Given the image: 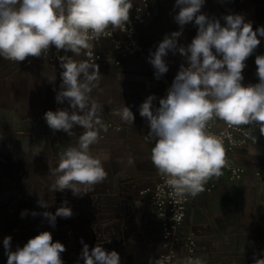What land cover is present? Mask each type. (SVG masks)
<instances>
[{
	"label": "crops",
	"instance_id": "crops-1",
	"mask_svg": "<svg viewBox=\"0 0 264 264\" xmlns=\"http://www.w3.org/2000/svg\"><path fill=\"white\" fill-rule=\"evenodd\" d=\"M174 4L175 0H149L152 17L138 27L142 50L122 59L119 66L108 39L94 44L90 62L99 66L101 79L91 97L100 106V117L108 131L101 132L91 151L101 159L107 177L82 196H73L71 190L46 194L50 205L47 211L55 213L66 199L74 213L71 218L57 217L55 227L50 225L53 241L65 245L64 264H77L83 247L81 238L90 248L98 243L108 251H117L121 264H153L163 251L162 231L150 194L145 193L160 175L150 159L154 142L148 137L149 125L140 116L139 106L153 94L157 97L154 106L157 105L163 80L171 86L180 65L187 66L184 57L170 51L164 58L169 70L157 80L148 60L166 34L180 30L174 20L179 9H174ZM140 6L141 0H133L130 15ZM201 12L220 19L222 25L223 16L241 14L254 30L264 26V0H205ZM197 30L194 22L185 25L178 44H190ZM258 39L261 43L247 58L242 72L245 86L259 82L255 58L264 55V37ZM59 65L60 62L47 63L43 57H28L19 63L0 57L1 160L12 159L21 168L39 167L43 162L49 172V165H58L60 152L77 145L81 127H74L70 137L63 131L53 132L43 118L48 110L70 108L67 102L59 104L55 100L62 82ZM52 75H56V80L50 83L47 77ZM123 103L134 113L133 125L124 124L119 118ZM253 136L254 144L249 140L233 153L225 151V158L246 168L239 181L230 182L221 175L213 179L211 191H203L195 198L189 196L186 218L177 233L180 244L176 246L173 264L186 261L182 242L188 238L195 242L198 255L206 264H253L254 254L264 258V135L258 126ZM16 157H20L18 162ZM129 157L134 160L132 165L128 164ZM53 180L50 176L51 184Z\"/></svg>",
	"mask_w": 264,
	"mask_h": 264
},
{
	"label": "clouds",
	"instance_id": "clouds-1",
	"mask_svg": "<svg viewBox=\"0 0 264 264\" xmlns=\"http://www.w3.org/2000/svg\"><path fill=\"white\" fill-rule=\"evenodd\" d=\"M205 0H175L179 11L174 20L179 31L166 34L156 50L150 53L149 63L159 80L169 68L165 57L171 51L185 58L180 65L165 97L149 95L139 106V114L149 125L148 137L154 142L150 159L171 195L180 199L195 198L205 190L212 177L219 178L225 166L224 133L209 131V122L222 121L228 128L249 126L244 136L253 144L256 137L251 126H258L264 135V55H257L256 75L259 82L243 85L246 60L261 43L264 26L253 29L241 14L210 18L201 12ZM133 0H0V57L22 62L28 57L56 52L73 55L58 56L61 84L55 100L67 102L70 108L48 110L44 120L53 131L74 135V127L83 132L76 146L59 153L58 165H49L54 177L49 191L71 190L73 196L91 192L102 183L107 172L101 159L93 156L91 146L97 144L101 132L108 131L100 117V106L91 97L100 82L99 66L93 59V41L98 42L106 30L126 31L130 23ZM194 22L196 36L187 46L179 45L184 26ZM85 56L84 60L73 57ZM50 83L56 75L47 77ZM55 90V89H54ZM122 123L133 125L135 116L123 103L118 112ZM134 160L129 157L128 164ZM37 204L47 209L50 205L40 198ZM42 215L52 227L57 217L71 218L72 208L65 199L55 213H38L25 209L21 218ZM79 260L83 264H121L120 254L106 250L101 244L89 247L81 238ZM7 264H64L65 245L53 241L52 233L41 231L20 247L12 250V237L3 239ZM183 264H203L200 258L188 259ZM253 264H264V258L253 257Z\"/></svg>",
	"mask_w": 264,
	"mask_h": 264
},
{
	"label": "built area",
	"instance_id": "built-area-1",
	"mask_svg": "<svg viewBox=\"0 0 264 264\" xmlns=\"http://www.w3.org/2000/svg\"><path fill=\"white\" fill-rule=\"evenodd\" d=\"M152 17V12L149 8V0H141V6L136 8L135 13L130 15V23L126 24V31L116 30L111 32V29L106 30L101 39L93 44L99 43L104 39H108L114 48L115 54L118 60L115 62L117 66L120 65V61L132 55H136L141 52L142 45L140 42V33L138 27L143 25L147 20ZM122 37L123 40L118 38ZM70 53V52H68ZM65 53L63 51L57 53L53 47L48 55L43 59L47 63L59 62L58 56H62ZM67 54V53H66ZM164 88L160 93L159 99L163 98L167 94V89L170 87V83L167 80H163ZM155 107H159L158 104ZM252 127V134L256 126ZM249 126H240L237 128H228L222 121L214 120L209 122V131L216 134L224 133V148L225 151L233 153L234 151L244 147L250 139L244 136V131H248ZM226 164L221 169L222 175L230 182H237L241 179L242 175L246 171V168L239 163L225 158ZM259 176V174H256ZM212 177L205 185L204 191H211L214 188ZM150 194V203L155 213L158 224L161 228V239L163 243V251L159 253L153 260V264H173L176 257V246L180 244V240L177 237V233L183 225L188 203L189 196L185 199L172 196L171 190L167 188L162 180L161 176L153 186L151 190L145 191ZM182 247L186 250V260L200 258L197 252V246L191 239H186L182 242ZM201 259V258H200ZM202 260V259H201ZM203 264H206L202 260Z\"/></svg>",
	"mask_w": 264,
	"mask_h": 264
},
{
	"label": "rangeland",
	"instance_id": "rangeland-1",
	"mask_svg": "<svg viewBox=\"0 0 264 264\" xmlns=\"http://www.w3.org/2000/svg\"><path fill=\"white\" fill-rule=\"evenodd\" d=\"M42 154L46 155L44 152ZM50 185L48 168L43 162L39 167L23 165L21 168L12 159H0V264H7L3 248L5 236L12 237V250L15 251L17 245L23 247L41 231L51 232L49 222L42 215L33 217L29 214L24 218L20 216L25 209L29 213L47 211L39 207L37 200H45Z\"/></svg>",
	"mask_w": 264,
	"mask_h": 264
}]
</instances>
